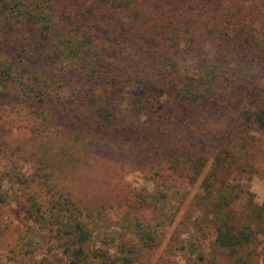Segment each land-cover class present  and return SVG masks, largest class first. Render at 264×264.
Listing matches in <instances>:
<instances>
[{
	"label": "trees",
	"instance_id": "trees-1",
	"mask_svg": "<svg viewBox=\"0 0 264 264\" xmlns=\"http://www.w3.org/2000/svg\"><path fill=\"white\" fill-rule=\"evenodd\" d=\"M220 117L227 139L213 157L199 153L221 141L208 130ZM263 139L264 0H0V159L30 149L52 189L53 202L22 201L50 233L34 264H140L158 232L174 233L182 198L174 206L166 191H148L142 200L161 209L159 222L127 216L131 237L95 239L101 209L81 198L85 182L70 181L102 156L141 170L160 159L203 202L211 245L232 264H253L257 229L233 203L250 169L240 159ZM4 197L0 187V205ZM19 236L23 254L38 253L32 227ZM183 241L184 264H213L193 230Z\"/></svg>",
	"mask_w": 264,
	"mask_h": 264
},
{
	"label": "rangeland",
	"instance_id": "rangeland-1",
	"mask_svg": "<svg viewBox=\"0 0 264 264\" xmlns=\"http://www.w3.org/2000/svg\"><path fill=\"white\" fill-rule=\"evenodd\" d=\"M31 118L36 121L34 115ZM220 119V121H214L217 132L211 131L210 128L208 130L215 138L219 134L221 141L212 152H208L209 149L206 150L202 146L199 147L201 149L198 148L199 153L213 157L223 141L227 139V134L222 133H225V126L230 127V124L224 117H220ZM11 121H15V119ZM207 123L210 124L209 121ZM16 136L18 135L14 132V137ZM126 146L129 147L130 143H126ZM246 149L247 152H244L246 156H242L240 160L245 161L246 159L250 169L244 172L241 179L242 184L237 186L233 205L239 212L238 217L244 220L245 214L246 218L242 222L243 224H255L258 254L252 263L264 264V139L262 142L254 140L248 143ZM150 151H154V148ZM28 152L20 148L14 152H9V149H6L1 153L0 160L3 162L0 161V187L5 193V197L0 205V264H34V261L40 258L45 252L44 249L49 245L47 236L50 233L46 229L38 228L21 208L22 201L26 199H29L30 202L34 200L40 204H48L52 201V189L46 184L40 167L28 156ZM132 153L134 152L129 150L124 156H133ZM141 155L142 153L138 152L136 161H141ZM110 159V157L103 159L102 156L99 167L87 171L81 170L82 174L77 179L71 176L70 181V184L85 182L82 184L85 190L84 193L81 191V198L88 203V199H90L101 209V213L97 217L99 230L94 233L95 239L106 241V237L116 235L118 232L127 238L131 237L129 234L135 232V229H133V224L131 225L133 228L128 226L127 216L131 220L135 217L140 218L143 225L159 222L162 215L161 209L155 208L151 202H143L142 197L148 191H153V193L166 191L168 199L169 197L171 199H169V204L173 202L174 206H178V198H182L180 221L176 225L174 233L172 229L168 228L158 232L157 241L155 240L151 250L149 249L145 254L142 253L140 264H184L185 260L182 256L186 249L183 238L192 230L206 246L205 250L213 264H232L229 257L211 245L214 234L208 218L203 217L204 204L199 200L197 194L193 197L191 193H187L190 186L185 180L164 171L158 158L154 159V164L158 163L157 165L155 164L151 169L142 170L134 166L138 162L131 161L129 163L126 161V163L120 162L113 166L109 162ZM131 159L134 160V158ZM111 161V163L118 162ZM231 168L234 170L236 166L232 165ZM223 176L227 177L225 171L222 170L219 172V177ZM228 177L231 178L233 175ZM159 206L163 210L165 209L163 206ZM6 226L7 228H5ZM27 227L34 229V240L40 238L38 239L40 244H34L35 251H38L35 255L34 253L23 254L20 249L22 241L19 239V235Z\"/></svg>",
	"mask_w": 264,
	"mask_h": 264
}]
</instances>
